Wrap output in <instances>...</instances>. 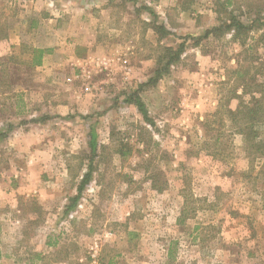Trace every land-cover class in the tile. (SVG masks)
Wrapping results in <instances>:
<instances>
[{
  "label": "rangeland",
  "instance_id": "1",
  "mask_svg": "<svg viewBox=\"0 0 264 264\" xmlns=\"http://www.w3.org/2000/svg\"><path fill=\"white\" fill-rule=\"evenodd\" d=\"M185 1L0 0V264H264V158L228 114L264 86V0L228 7L244 46Z\"/></svg>",
  "mask_w": 264,
  "mask_h": 264
},
{
  "label": "trees",
  "instance_id": "2",
  "mask_svg": "<svg viewBox=\"0 0 264 264\" xmlns=\"http://www.w3.org/2000/svg\"><path fill=\"white\" fill-rule=\"evenodd\" d=\"M235 0H222L218 1V7L215 12L219 16V25H217L212 30L207 31L206 35L212 34H224L225 32L233 31L235 32L236 36L242 35L243 40L241 41V45H246V41L248 38L249 30L251 27L244 24L242 21L239 20V18L234 15V11H229L228 7H230ZM192 2L186 0L184 3ZM183 11L187 10V7L183 5L182 7ZM264 21V19H261ZM260 19H255L253 21L254 23L259 22ZM260 26H264V23H260ZM163 32V37L172 35L165 27H161L160 29ZM258 44L261 45V48L264 50V33L261 36ZM250 47H248V50ZM185 50L184 43H181L179 48L177 50H173L171 48H166V51L169 52L166 55V63L161 70L156 71V77L153 78L150 82L157 83L164 73L168 72L169 67L177 62L180 59V54L183 53ZM248 50H245V52H248ZM49 51L46 49H36L33 48L32 50V58H31V66L37 67L41 66L43 63L44 56ZM248 56V55H247ZM245 57L246 60H248V57ZM250 57V56H249ZM255 59L253 57L251 60ZM257 60V58H256ZM240 68L244 71H239L237 69V73H240V78H245L247 75H249L250 70L248 68L241 67ZM261 70V69H260ZM256 73L263 75L262 71H256ZM250 81L245 82L244 90L242 95L236 94V99L238 101L237 108L235 110L229 109L228 114L232 123V126L235 130V133L240 134L244 136L246 146H247V152L250 155L258 156L261 158H264V137L261 136V133L259 131L260 127L264 124V86L262 84L258 83L257 75H252ZM254 84H251V83ZM249 94V99H246L245 96ZM133 103L138 111L142 114L145 121H147L149 124H153L151 118L148 115V110L146 108L145 103L140 98V96L135 95L133 97ZM96 136L94 133L91 137V147L93 153L96 151ZM264 172V163L262 166ZM90 180V173H87L84 176L83 182L81 187L79 188V194L75 198L72 199V204L67 207V211H69L72 207H74L82 193L83 188Z\"/></svg>",
  "mask_w": 264,
  "mask_h": 264
},
{
  "label": "crops",
  "instance_id": "3",
  "mask_svg": "<svg viewBox=\"0 0 264 264\" xmlns=\"http://www.w3.org/2000/svg\"><path fill=\"white\" fill-rule=\"evenodd\" d=\"M45 60H46V58L43 59V64H44Z\"/></svg>",
  "mask_w": 264,
  "mask_h": 264
}]
</instances>
